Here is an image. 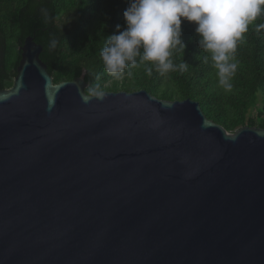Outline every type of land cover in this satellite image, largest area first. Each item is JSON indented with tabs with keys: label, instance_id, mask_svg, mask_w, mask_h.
I'll return each instance as SVG.
<instances>
[{
	"label": "water",
	"instance_id": "water-1",
	"mask_svg": "<svg viewBox=\"0 0 264 264\" xmlns=\"http://www.w3.org/2000/svg\"><path fill=\"white\" fill-rule=\"evenodd\" d=\"M0 88V264H264V129L198 102L82 97L26 36Z\"/></svg>",
	"mask_w": 264,
	"mask_h": 264
},
{
	"label": "trees",
	"instance_id": "trees-1",
	"mask_svg": "<svg viewBox=\"0 0 264 264\" xmlns=\"http://www.w3.org/2000/svg\"><path fill=\"white\" fill-rule=\"evenodd\" d=\"M130 0H0V88L11 87L20 59L19 47L26 36L42 46L39 55L54 84L72 81L84 72L89 86L99 84L103 91L146 90L165 100L190 99L199 103L204 115L233 132L242 126L264 129V15L248 26L244 39L237 42L238 64L231 78V91L218 85L212 62L206 63L197 45L195 25L182 20L183 56L174 52L173 62L189 64L184 72L160 75L153 67L131 69L133 75L115 80L101 60L107 36L116 33L117 25H126L123 12ZM55 40V47L51 42ZM127 71V70H126Z\"/></svg>",
	"mask_w": 264,
	"mask_h": 264
},
{
	"label": "clouds",
	"instance_id": "clouds-1",
	"mask_svg": "<svg viewBox=\"0 0 264 264\" xmlns=\"http://www.w3.org/2000/svg\"><path fill=\"white\" fill-rule=\"evenodd\" d=\"M264 15V0H130L123 12L126 27L107 36L101 51L105 72L115 80L125 75L131 77V69L146 66L148 76L153 67L160 75L184 72L189 64L183 59L173 62L174 52L182 56L186 44L182 38V20L195 25L197 45L207 63L209 59L216 70L218 85L231 91V78L238 64L235 61L237 42L244 39L248 26L258 16ZM264 24L257 26V31ZM56 41L51 42L55 47ZM127 70V71H126ZM99 84L89 86L82 98L103 99Z\"/></svg>",
	"mask_w": 264,
	"mask_h": 264
}]
</instances>
